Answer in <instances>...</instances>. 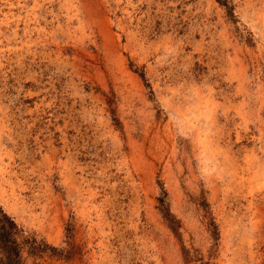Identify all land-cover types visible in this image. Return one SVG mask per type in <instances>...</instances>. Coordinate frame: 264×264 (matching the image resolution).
<instances>
[{
  "label": "rangeland",
  "instance_id": "374dc122",
  "mask_svg": "<svg viewBox=\"0 0 264 264\" xmlns=\"http://www.w3.org/2000/svg\"><path fill=\"white\" fill-rule=\"evenodd\" d=\"M0 206L27 264H264V0H0Z\"/></svg>",
  "mask_w": 264,
  "mask_h": 264
},
{
  "label": "trees",
  "instance_id": "16d2710c",
  "mask_svg": "<svg viewBox=\"0 0 264 264\" xmlns=\"http://www.w3.org/2000/svg\"><path fill=\"white\" fill-rule=\"evenodd\" d=\"M41 243L24 234L15 219L0 206V264H27L24 251L39 250Z\"/></svg>",
  "mask_w": 264,
  "mask_h": 264
}]
</instances>
